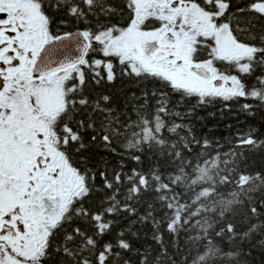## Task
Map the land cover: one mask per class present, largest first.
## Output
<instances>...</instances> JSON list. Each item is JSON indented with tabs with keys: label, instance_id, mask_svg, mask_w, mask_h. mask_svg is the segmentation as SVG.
I'll return each mask as SVG.
<instances>
[{
	"label": "snow or ice",
	"instance_id": "1",
	"mask_svg": "<svg viewBox=\"0 0 264 264\" xmlns=\"http://www.w3.org/2000/svg\"><path fill=\"white\" fill-rule=\"evenodd\" d=\"M215 103L238 124L215 144L264 150V0H0V264H160L165 169ZM218 235L264 264V201Z\"/></svg>",
	"mask_w": 264,
	"mask_h": 264
},
{
	"label": "trees",
	"instance_id": "2",
	"mask_svg": "<svg viewBox=\"0 0 264 264\" xmlns=\"http://www.w3.org/2000/svg\"><path fill=\"white\" fill-rule=\"evenodd\" d=\"M111 2L118 5L120 0ZM79 27L83 25H61L57 20L53 31H70ZM101 90L120 95L123 99V93L139 91V87L118 81L115 85L105 86ZM176 103L177 98L172 97V104ZM197 116L202 117L193 120L197 137L207 136L213 143L205 147L193 146L191 152H184L182 162L165 169L175 173L169 180L172 188L167 192V196L172 207L169 219L173 222L177 240L173 242L171 237L165 234L168 252L161 257L160 264H244L237 254L231 251L233 246L226 238L218 235V230L229 220L235 223L241 216L248 214L252 205L259 206V203L264 201V150L258 154L248 151L245 156L240 154V148H232L227 143L222 146L215 144L217 138L223 143L225 137L238 126L232 112H224L222 115L221 103L198 108ZM248 123L259 125L260 121ZM229 124L232 125L231 129L227 127ZM243 124L244 117L240 116L239 126L242 127ZM121 139L127 143L126 137ZM139 139L142 141L143 137ZM150 143L159 149L155 139ZM138 146L144 145L141 143ZM132 151H135V148ZM119 159V155L111 157L113 163ZM124 162L126 167L123 171L129 175L133 168L139 167L127 158V153ZM147 166L146 160L144 167ZM258 172L261 173L260 176H256ZM155 251L158 249L154 246ZM149 264L153 262L150 260ZM256 264H261L258 255Z\"/></svg>",
	"mask_w": 264,
	"mask_h": 264
}]
</instances>
